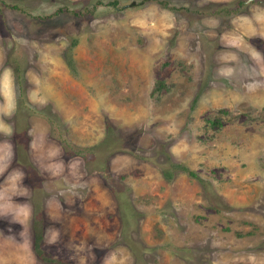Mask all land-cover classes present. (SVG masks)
<instances>
[{"label":"rangeland","instance_id":"1","mask_svg":"<svg viewBox=\"0 0 264 264\" xmlns=\"http://www.w3.org/2000/svg\"><path fill=\"white\" fill-rule=\"evenodd\" d=\"M240 1L0 0V264H264V0Z\"/></svg>","mask_w":264,"mask_h":264},{"label":"crops","instance_id":"2","mask_svg":"<svg viewBox=\"0 0 264 264\" xmlns=\"http://www.w3.org/2000/svg\"><path fill=\"white\" fill-rule=\"evenodd\" d=\"M52 94H53V92H52ZM43 145H45L44 143H43ZM45 147H49V146H47V145H45ZM39 153H40V151H39ZM41 156H40V160L41 161H39V162H42V163H44L45 165H44V167H45V172H47L46 174L48 175V177L49 176H51V165H49L48 164V162H49V160L48 159H46L47 158V156H49V155H47V153L45 152V153H43V151H42V154H40ZM75 171H76V169H75ZM74 171V172H75ZM76 173V172H75ZM76 175V174H75ZM4 206H6L5 204H4ZM20 208V207H19ZM48 208V207H47ZM20 212L22 211V209H20L19 210ZM24 219V217H22L21 216V221L20 222H22V224H23V222L24 221H22ZM43 236H44V238L46 237V236H48L47 234H46V232H45V234H43Z\"/></svg>","mask_w":264,"mask_h":264},{"label":"trees","instance_id":"3","mask_svg":"<svg viewBox=\"0 0 264 264\" xmlns=\"http://www.w3.org/2000/svg\"><path fill=\"white\" fill-rule=\"evenodd\" d=\"M116 0H111V2L112 3H114ZM239 2H241L240 0H239ZM189 173H192L191 171H189ZM33 247L35 248V250H38L37 248V243L35 242V240L33 241ZM38 253H40V252H38Z\"/></svg>","mask_w":264,"mask_h":264}]
</instances>
